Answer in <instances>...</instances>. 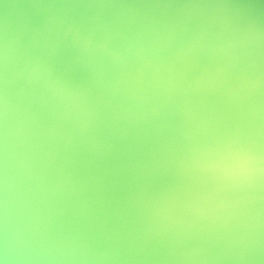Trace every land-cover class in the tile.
I'll return each mask as SVG.
<instances>
[{
	"label": "water",
	"instance_id": "obj_1",
	"mask_svg": "<svg viewBox=\"0 0 264 264\" xmlns=\"http://www.w3.org/2000/svg\"><path fill=\"white\" fill-rule=\"evenodd\" d=\"M207 2L0 0V264H264V7ZM203 59L239 102L147 75Z\"/></svg>",
	"mask_w": 264,
	"mask_h": 264
},
{
	"label": "bare ground",
	"instance_id": "obj_2",
	"mask_svg": "<svg viewBox=\"0 0 264 264\" xmlns=\"http://www.w3.org/2000/svg\"><path fill=\"white\" fill-rule=\"evenodd\" d=\"M214 1H221L225 5H230V6H241V8L246 9L250 6H256V7H264V0H208L207 3H211ZM144 40V41H142ZM117 43L114 44L112 43V48H122L124 51V56H128L130 54H134L137 51L143 50L146 54H149L150 58L147 60L150 63L154 60L155 57H152L151 51H150V46L145 45L144 48L142 47L141 43L147 44V41L149 42H154L152 41L147 35L140 34L136 32L135 34H130L125 36H118L117 37ZM154 48L156 47H169V42L166 41H157V43H154ZM176 49H181V48H176ZM163 52V51H161ZM178 53V52H177ZM161 53H155L154 56H158ZM262 55H258L256 57L253 56L254 61H258V63H261L259 60H264ZM247 57H239L235 61L241 62V61H246ZM209 61L208 60H202L199 65L204 68V70L198 69L194 71H190L189 73L186 74H180L176 69L172 70H167V69H162L158 70L157 72H150L147 75H152V74H157L158 77H161L163 80H165L168 85L170 84L169 77L170 76H175L177 79L180 80L181 84L184 85V90L187 91L188 93H192L195 96L200 95V91H206L209 95L212 96V98H216V95H219L222 98V95L226 93L227 88L225 87H218L217 90H212V88L216 87L217 82L222 79L219 75V71H225L224 66H226V69H230L233 64H228V65H220L218 64V67L213 69L212 66H209ZM194 69V67H193ZM171 72L172 74H170ZM207 82H212L207 85ZM151 85V84H147ZM246 85H252V80H249ZM171 87V86H169ZM183 90V88H180ZM199 90V91H198ZM153 94V93H152ZM150 91H148V96H153ZM203 97V96H202ZM204 98V97H203ZM223 99V98H222ZM224 100V99H223ZM241 100V95L232 93L229 98H227L226 102L234 103V102H239ZM137 107H140V102H137ZM251 109H257L256 106H250ZM229 130H218L219 133H221L225 138H228L230 136V133H228Z\"/></svg>",
	"mask_w": 264,
	"mask_h": 264
}]
</instances>
